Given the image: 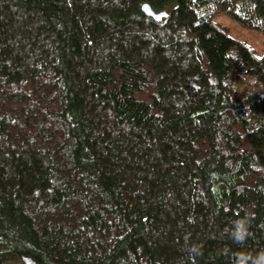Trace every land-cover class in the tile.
<instances>
[{
	"label": "trees",
	"instance_id": "obj_1",
	"mask_svg": "<svg viewBox=\"0 0 264 264\" xmlns=\"http://www.w3.org/2000/svg\"><path fill=\"white\" fill-rule=\"evenodd\" d=\"M262 252L264 0H0V264Z\"/></svg>",
	"mask_w": 264,
	"mask_h": 264
},
{
	"label": "rangeland",
	"instance_id": "obj_2",
	"mask_svg": "<svg viewBox=\"0 0 264 264\" xmlns=\"http://www.w3.org/2000/svg\"><path fill=\"white\" fill-rule=\"evenodd\" d=\"M221 21L228 27L229 33L232 37L246 40L248 43L255 45L258 48L262 47V35L257 34L255 31L248 30L239 26L234 20L222 17ZM27 264V263H18Z\"/></svg>",
	"mask_w": 264,
	"mask_h": 264
},
{
	"label": "clouds",
	"instance_id": "obj_3",
	"mask_svg": "<svg viewBox=\"0 0 264 264\" xmlns=\"http://www.w3.org/2000/svg\"><path fill=\"white\" fill-rule=\"evenodd\" d=\"M230 235L232 239L240 244L243 243L250 235L248 232L247 220H239L235 222L234 228L231 230ZM193 253H197L198 250L194 247L191 249ZM255 264H264V252L260 253L259 257L255 261Z\"/></svg>",
	"mask_w": 264,
	"mask_h": 264
},
{
	"label": "water",
	"instance_id": "obj_4",
	"mask_svg": "<svg viewBox=\"0 0 264 264\" xmlns=\"http://www.w3.org/2000/svg\"><path fill=\"white\" fill-rule=\"evenodd\" d=\"M144 13L150 17H152L153 19H155L156 21H160L161 19H163L164 17L167 16L166 12H160V13H156L153 11V9L148 5H144L142 7Z\"/></svg>",
	"mask_w": 264,
	"mask_h": 264
}]
</instances>
